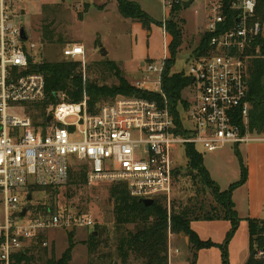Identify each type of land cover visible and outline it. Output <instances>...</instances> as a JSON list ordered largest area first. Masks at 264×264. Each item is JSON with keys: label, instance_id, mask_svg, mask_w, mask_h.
Returning a JSON list of instances; mask_svg holds the SVG:
<instances>
[{"label": "built area", "instance_id": "1", "mask_svg": "<svg viewBox=\"0 0 264 264\" xmlns=\"http://www.w3.org/2000/svg\"><path fill=\"white\" fill-rule=\"evenodd\" d=\"M29 1L33 0H0V264H18L16 254L32 247H50L53 242L46 232L51 229L95 227L88 212L59 204L52 208L34 197L49 195L48 189L58 192L70 181L72 170L87 166L90 184L122 181L134 196L164 197L170 203L176 162L181 148L186 154V144L212 152L226 144L264 141V133L249 130L246 51L264 36L258 0H204L209 13L203 35L210 36L209 43L205 52L192 56L188 72L181 71L191 82L183 89L188 93L182 92L180 123L162 92V73L170 56L160 64L149 62L142 84H154L163 94V104L118 96L93 113L86 95L71 103L65 93H58L57 102L42 113L46 78L31 71L42 60L39 45L29 39L27 29L23 38L25 25L19 23L24 11L20 5ZM161 1L166 20L188 0ZM62 56L84 62V46L70 43ZM39 206L46 209L39 211ZM258 256L264 258V247Z\"/></svg>", "mask_w": 264, "mask_h": 264}, {"label": "trees", "instance_id": "2", "mask_svg": "<svg viewBox=\"0 0 264 264\" xmlns=\"http://www.w3.org/2000/svg\"><path fill=\"white\" fill-rule=\"evenodd\" d=\"M120 14L132 20L142 23L146 29H150L153 23L161 22L154 20L139 3L130 0H117ZM58 5L46 4L42 8L44 14L41 20V42L47 45L64 44V37L58 33L55 26ZM89 4H86L85 11ZM183 8L182 6L175 7ZM257 13L261 21L264 22V0H258ZM78 18L83 19V14L79 13ZM231 25V24H229ZM166 30L172 35L169 45L170 57L166 60L162 73V92L166 96L171 111L175 114L177 122L178 107L182 100L183 89L191 82L184 72L173 73L172 67L176 62L177 49L182 43V28L169 18L165 22ZM209 35L203 36L201 45L195 50V54L205 52L209 43ZM100 43L99 39L96 41ZM248 65V100L251 104L249 111V130L252 133H264V36L256 41L246 51ZM102 64L108 70L113 71L118 77V83L114 85L99 84L96 81L85 80L84 66L82 61L62 58L61 60L49 61L42 59L41 62L33 65L31 71L43 73L46 78L47 100L40 107L44 113L50 103L57 102V94L65 93L66 100L71 103H78L88 97V109L95 113L103 102L115 100L118 96L141 97L149 100H157L163 104L164 97L161 92H153L142 89L130 83L118 64L114 60L103 61ZM242 124V119L237 118ZM236 152L240 155L241 173L243 184L247 179V168L244 165L243 157L238 146ZM186 157L188 159L189 173L193 175L195 182L200 183L203 188H208L216 200V204L197 207L196 205H186L179 209H172L169 213L164 197H156L152 204H145L140 197L131 194L126 182H115L110 185V199L113 202L114 230L116 233V249L123 264H127L131 258L138 260L141 264H169V235L183 234L189 237L190 248L192 249L191 263L196 264L197 252L203 248L217 246L221 250L222 264H230L229 243L235 235L241 218L236 210L233 201V191L236 186L231 185L228 189L222 190L219 184L211 177L209 170L204 164L203 154L193 145L186 144ZM88 167L83 166L80 170H72L69 184H85L87 181ZM181 170L176 169L174 176L177 177ZM43 190V188H39ZM51 196L56 192L46 190ZM53 202V201H52ZM48 203L52 208L56 204ZM67 208H69L67 206ZM46 207H38L39 211H44ZM226 219L231 222V228L227 232L222 243L212 240H202L192 229L193 220H215ZM97 224V223H96ZM95 224L94 231L89 235L86 243L89 252L96 250L100 229ZM133 225V228H128ZM250 256L245 264H264V258L255 257V248L264 247V219L250 220ZM73 231L69 232V247L63 254L56 258H47L42 264H75L72 262V251L75 246ZM18 264H35L36 257L31 254V250L21 251L16 254ZM41 259V258H40ZM42 260V259H41ZM88 264V263H87Z\"/></svg>", "mask_w": 264, "mask_h": 264}, {"label": "rangeland", "instance_id": "3", "mask_svg": "<svg viewBox=\"0 0 264 264\" xmlns=\"http://www.w3.org/2000/svg\"><path fill=\"white\" fill-rule=\"evenodd\" d=\"M147 1L152 6L156 16L162 17L164 14L162 1ZM103 2H106V0H33L20 5L24 11L19 15V23L26 26L29 39L39 45V59L61 60L64 58L62 50L65 46L70 43L82 44L85 50V59L84 62L82 61L85 69L84 82L85 80H90L96 81L101 85L117 84L118 77L116 74L102 64L103 61L117 59L119 60L117 63L119 68L130 83L142 89L157 92L154 89V84L142 86L143 82L147 80V69L133 67L130 54V33L127 36L128 32L125 33L121 28L114 25L117 19L116 16L110 15L108 17L101 11L99 7ZM46 4L59 6V11L55 17V26L58 33L64 37V44L47 45L41 42V20L44 16L42 8ZM86 4H89V6L93 5L89 10L85 11ZM17 10H19L18 6ZM79 13L83 14L84 20L78 18ZM208 13L209 10L204 0H195L189 8L173 9L171 18L182 28V43L177 49L176 62L171 72L179 73L183 70L186 73L188 72L187 65L192 60V56L197 55L194 52L202 43ZM97 39L100 41L99 44L96 43ZM147 39L143 46L148 49L147 53L152 52V57L155 58L154 62L160 64L164 52L161 29L154 30V35L147 36ZM101 46L109 51V54L103 56L100 50ZM151 79H154V77L149 80ZM183 93L187 94L188 92L184 90ZM243 148L240 147V152L247 168L246 152H244ZM236 149L235 145L226 144L212 152H200L204 156V164L209 170L211 177L219 184L222 190L228 189L231 185L236 186L235 191L237 193H235V198L240 207L248 201V197L245 187H241L243 185L241 183V160ZM180 152L182 154L176 164L181 172L175 177L170 203L166 202L169 213L172 209L177 210L186 205L210 208V205L216 204V200L208 188H203L200 183L195 182L193 175L188 174V159L183 148H181ZM113 183L115 182L90 184L88 180L85 184H69L68 182L66 186L56 192L55 196L35 193L34 197L37 200L39 199V202L43 201L50 204L53 201V204L68 206L75 211L88 212L95 218L100 234L96 250L92 253L89 252L86 241L94 231V227H79L73 231L75 234L73 238L75 246L72 251V262L75 264H123L116 249L113 202L109 193V187ZM39 202H36V204ZM243 210L244 208L241 207V211ZM2 216L3 212L0 207V218ZM128 228H133V225H129ZM69 232L70 230L61 228L47 231L46 237L53 243L47 248L35 246L30 249L31 254H34L37 259L34 263L42 264L47 258L52 256L59 258L69 247ZM260 249L259 247L255 248V257L262 259L258 256ZM127 264H141V262L132 257Z\"/></svg>", "mask_w": 264, "mask_h": 264}, {"label": "crops", "instance_id": "4", "mask_svg": "<svg viewBox=\"0 0 264 264\" xmlns=\"http://www.w3.org/2000/svg\"><path fill=\"white\" fill-rule=\"evenodd\" d=\"M130 1L139 3L154 20L161 23H153L150 29H146L141 22L123 17L119 13L117 0H106V2L101 3L102 7L100 6L99 8L108 17L110 15L116 16L117 19L114 25L121 28L125 33L128 32L127 36L130 33L132 65L133 67L145 68L149 62H154L155 60V58L152 57V52L147 53L148 49L143 46L144 42L149 39H147V36H152L154 35V30L161 29L164 41V59L170 56L169 45L172 41V35L165 27V18L167 17L165 10L162 17H157L147 0ZM192 4L189 7H191ZM91 6H89L88 10ZM169 18H171V15ZM81 20H84V17ZM102 47L103 46L100 47V50ZM107 52V54H109V51ZM112 60L117 63L119 61L117 59ZM237 146L239 150L240 147H244V152H246L247 179L241 187H245L248 201L239 207L236 202L237 199L235 198V193H237V191H233V201L241 218V222L229 243V258L230 264H245L250 256L251 249L249 221L264 219V141H249ZM241 207L244 208L243 211H241ZM191 227L202 240H212L216 243H222L227 232L231 228V222L226 219L193 220L191 222ZM169 254V264H192V249L190 248L189 237L183 234L171 233L169 237ZM197 255L196 264H222L221 250L217 246L200 249Z\"/></svg>", "mask_w": 264, "mask_h": 264}, {"label": "water", "instance_id": "5", "mask_svg": "<svg viewBox=\"0 0 264 264\" xmlns=\"http://www.w3.org/2000/svg\"><path fill=\"white\" fill-rule=\"evenodd\" d=\"M193 2H194V0L185 1L184 4H183L184 8H188ZM21 33H22L23 38H27L25 26H22ZM107 53H108L107 50L104 47H102L101 48V54L103 56H105ZM50 120H51V116L48 117L47 122H49ZM31 198L32 197L29 196V200H31ZM141 201L143 203L149 205V204H152L154 202V199H152V198H141ZM26 211H27V209H25L23 211V215L26 214Z\"/></svg>", "mask_w": 264, "mask_h": 264}]
</instances>
